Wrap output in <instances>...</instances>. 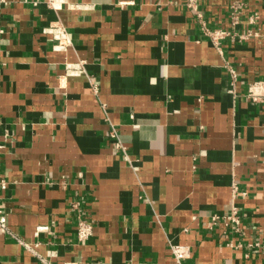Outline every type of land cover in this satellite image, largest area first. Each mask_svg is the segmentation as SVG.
<instances>
[{
	"label": "crops",
	"instance_id": "1",
	"mask_svg": "<svg viewBox=\"0 0 264 264\" xmlns=\"http://www.w3.org/2000/svg\"><path fill=\"white\" fill-rule=\"evenodd\" d=\"M232 2L216 47L186 0H0V264H264V0L198 7L229 30Z\"/></svg>",
	"mask_w": 264,
	"mask_h": 264
},
{
	"label": "built area",
	"instance_id": "2",
	"mask_svg": "<svg viewBox=\"0 0 264 264\" xmlns=\"http://www.w3.org/2000/svg\"><path fill=\"white\" fill-rule=\"evenodd\" d=\"M51 3H53L54 0H49ZM188 6L193 10L195 17L201 26L202 30L206 35H208L209 39L214 43L216 47H219L221 39H223L226 36H233L234 38L236 37H244L245 34L238 33L236 31V24H238L239 19L237 17V8L239 3L238 2H232L230 3V19H231V29H224L221 27H214L211 28L207 25L202 11L198 7V3L200 0H186ZM252 21V19H251ZM45 31L48 33H51L55 43L54 46L55 48L59 50H66L70 45H71V38L70 35L65 28V26L61 24H52L48 25L47 27L44 28ZM248 34V33H247ZM68 64V63H67ZM81 73H85L83 66H82V61H78L76 63L68 64L66 67V74L68 75H79ZM94 88H96V83H93ZM250 96L255 97L254 91L250 90ZM108 130H107V135L114 139V144L115 146H120V141L118 138V131L116 128V125L108 120ZM124 157L127 158V155L124 153ZM0 187L5 188L6 183L4 181L0 182ZM234 190H236V187L234 186ZM237 195V194H236ZM235 197H232L230 206H229V211L224 214L221 218L219 217L218 214H213L211 215L209 221H208V226L212 227L218 219H221L224 226H229L233 230L238 231L239 230V224H240V215L241 211L239 209V206L237 205L235 201ZM73 206L76 207V235L77 238L80 242H85L89 239V237L93 233V227H94V222L92 219L86 217L83 214L82 207H80L79 204L73 203ZM46 225L38 226V230L46 229ZM8 233L13 236H15L12 231L10 230V227L8 225L7 221V214L6 212L0 208V234ZM25 247L28 249L32 250V246L30 243L24 242L20 240L18 237H16ZM255 245L258 244V242L254 243ZM172 252H173V262L172 263H163L160 261H144L139 264H183L182 259L187 256V252L184 249V245L182 244H174L171 246ZM42 261L46 264H50L48 261H45L42 259ZM63 264H77L75 261H64Z\"/></svg>",
	"mask_w": 264,
	"mask_h": 264
}]
</instances>
